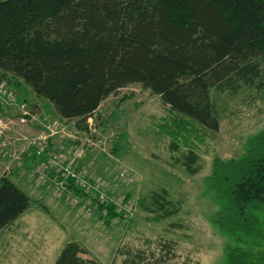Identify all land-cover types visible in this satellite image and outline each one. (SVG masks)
<instances>
[{
	"label": "trees",
	"instance_id": "1",
	"mask_svg": "<svg viewBox=\"0 0 264 264\" xmlns=\"http://www.w3.org/2000/svg\"><path fill=\"white\" fill-rule=\"evenodd\" d=\"M1 84L38 116L33 126L41 132L55 122L88 131V120L106 100L140 85L172 113L164 132L177 152V138L191 124L219 132L212 91H236L244 84L264 92V0H0ZM27 87L37 97L32 105ZM65 140L56 136L50 146L59 150ZM178 162L191 176L201 170L194 145ZM127 177L119 182L130 184ZM131 177L137 181L136 174ZM210 187L223 208L217 220L223 235L237 241L239 234L255 236L261 251L264 132L248 140L241 158H215ZM30 205L18 185L0 178V232ZM99 206L100 221L108 215L129 219L109 204ZM143 208L154 222L181 211L166 190L154 193ZM159 247L126 249L119 253L121 264H177L175 243ZM257 249L228 246L226 264H264V251ZM86 255L70 241L55 264H100Z\"/></svg>",
	"mask_w": 264,
	"mask_h": 264
},
{
	"label": "rangeland",
	"instance_id": "2",
	"mask_svg": "<svg viewBox=\"0 0 264 264\" xmlns=\"http://www.w3.org/2000/svg\"><path fill=\"white\" fill-rule=\"evenodd\" d=\"M27 89V100L32 105L37 97L30 87ZM211 99L220 120L219 132L191 124L190 132L177 138V152L170 147L173 138L164 132L172 113L140 85L106 100L94 115L91 128L88 120V131L76 128L75 123L63 124L69 137L65 140L67 146L59 151L69 161L76 160L78 167L73 164V168L87 175L92 184L104 193L108 191L105 195L109 205L115 199V203L123 201L126 208L133 206V220L108 215L100 221L103 211L99 205L106 203L97 200V192L86 196L83 191L81 195L76 186L56 191L51 184L53 173L45 180L21 172L24 168L17 164L5 165L4 177L19 170L29 179L28 189L18 186L31 198V205L18 221L0 232V264H55L61 247L70 241L87 250L85 258L100 264H121L122 251H158L163 243L176 244L177 264H226V248L231 245L256 250L260 240L255 236L239 234L237 241L219 229L217 220L223 208L210 187V177L215 158H241L248 140L264 132V92L241 84L236 91L214 90ZM10 113L11 117L1 119L16 124L11 136L19 132L37 135L21 123L20 112ZM192 145L200 155L201 168L194 176L178 162ZM123 171L130 177L136 174L137 181L119 182ZM163 190L181 206V211L166 221L154 222L143 203ZM89 199L92 206L86 203ZM262 219L264 231V216Z\"/></svg>",
	"mask_w": 264,
	"mask_h": 264
},
{
	"label": "built area",
	"instance_id": "3",
	"mask_svg": "<svg viewBox=\"0 0 264 264\" xmlns=\"http://www.w3.org/2000/svg\"><path fill=\"white\" fill-rule=\"evenodd\" d=\"M0 98L1 101L8 103L20 112L19 119L22 124H27L25 126H33L40 121L38 116L33 114L26 104L18 101L16 96L8 90L5 84L0 85ZM89 122L91 128L92 119H89ZM15 126L14 121H6L0 118V154L2 159H8L10 160V164H17L24 169L27 159H36L30 165V175L35 174L46 180L47 176L53 173L51 184L56 191L68 190V186L73 184L74 187H77L78 191H82V193L84 191L89 196L97 192V200L102 204H109L102 188L92 184L87 175L73 168V164L78 167L76 160L71 162L66 159L63 151L51 148V139L54 137H69L67 128L63 124L55 122L53 125L47 127L44 132L37 135H28L19 132L15 136H11L10 133L14 130ZM43 159H46V161H42ZM120 176L126 178V173H121ZM127 178L131 182L133 181L132 177L128 176ZM111 202L117 214L125 215L129 219L134 217L133 206L129 208L124 207V202L121 200L115 203V199H113ZM86 203L92 206L93 201L89 199Z\"/></svg>",
	"mask_w": 264,
	"mask_h": 264
},
{
	"label": "crops",
	"instance_id": "4",
	"mask_svg": "<svg viewBox=\"0 0 264 264\" xmlns=\"http://www.w3.org/2000/svg\"><path fill=\"white\" fill-rule=\"evenodd\" d=\"M12 110L15 112L14 108L10 107L9 105H7L3 101H0V118L1 117H3V118L11 117V113L10 112ZM30 128H32V130L34 129V132L31 131ZM29 130H30L29 132L33 133V134H39L42 131L40 126H30ZM8 164H10V160L0 158V178L4 177V175H3L4 168H5V165H8ZM31 164H32V162L27 159L25 161V169L23 171H21V172L29 174V167H30ZM18 171L19 170L15 171L11 176L9 174L7 177L9 179H11L16 185L20 184L24 188L28 189L30 187L29 179L26 177V175H23V174L21 175L20 172H18ZM62 248H63V246L61 247V250H62Z\"/></svg>",
	"mask_w": 264,
	"mask_h": 264
},
{
	"label": "water",
	"instance_id": "5",
	"mask_svg": "<svg viewBox=\"0 0 264 264\" xmlns=\"http://www.w3.org/2000/svg\"><path fill=\"white\" fill-rule=\"evenodd\" d=\"M70 188H71V186H70Z\"/></svg>",
	"mask_w": 264,
	"mask_h": 264
},
{
	"label": "bare ground",
	"instance_id": "6",
	"mask_svg": "<svg viewBox=\"0 0 264 264\" xmlns=\"http://www.w3.org/2000/svg\"><path fill=\"white\" fill-rule=\"evenodd\" d=\"M124 230V229H123Z\"/></svg>",
	"mask_w": 264,
	"mask_h": 264
}]
</instances>
